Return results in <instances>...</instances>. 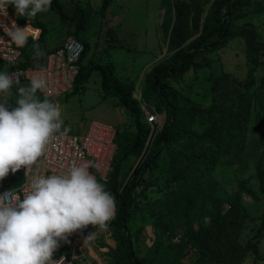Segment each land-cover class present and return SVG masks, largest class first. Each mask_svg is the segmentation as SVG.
<instances>
[{
  "label": "rangeland",
  "instance_id": "obj_1",
  "mask_svg": "<svg viewBox=\"0 0 264 264\" xmlns=\"http://www.w3.org/2000/svg\"><path fill=\"white\" fill-rule=\"evenodd\" d=\"M102 1L58 0L67 15H72L76 6L90 9L89 26L79 33V37L88 43L82 63H112L115 75L121 81H133L135 86L132 96L138 100L142 109L140 119L150 128L144 148L138 155L131 154L124 160L119 174L120 182H127L138 165L144 161L150 162L142 174V183L135 188L138 208L131 211L126 222L134 251L146 264H217L200 256L186 237L187 196L181 190L179 181L174 179V174L167 168L168 153L173 146H162L158 149L152 145L155 133L165 121V103L156 93L152 94L148 103L141 98L145 72L169 55L160 28L163 14L160 0H112L107 10L101 13ZM201 1L204 16L212 0ZM241 1L245 4L239 11L244 16L233 21L231 29L236 31L242 24H250L255 28L259 41L264 43V0ZM8 7L18 23L23 24L20 28L27 26V18L18 16L14 5L9 4ZM34 19L46 27L45 38L51 47L59 44L65 36L74 35V23L61 19L51 8L47 12L38 13L30 23ZM246 48L244 36H233L225 46L205 55L210 60L208 68L189 69L182 78L171 81V84L192 101L207 108L213 101L222 99L234 80L246 79L251 68L253 85L245 92L252 95L255 90L261 89L258 86L263 67L250 62L246 56ZM42 56L36 57L34 62L42 64ZM259 59L263 60L264 55H259ZM3 66L0 62V69ZM214 80L217 81V89L211 91ZM20 82L22 85L29 83L22 80ZM12 92L0 94V102L8 100L9 110L17 106L15 86ZM103 95L101 75L98 71H93L78 91L49 99L55 104L58 102L63 121L61 130L66 128L68 132H81L89 121L99 120L112 124L118 131L126 132L128 138L132 139L136 131L133 114L127 108L117 105L115 97ZM36 96L40 99L37 93ZM151 114L156 115L157 125L146 121V117ZM207 122L206 115L197 116L193 128L202 131ZM118 151L116 148V153ZM259 163L264 169V127L250 123L246 136L235 139L230 154L220 159L213 172L218 181L217 193L222 199L224 209L228 206L227 196L237 192L244 210L248 213L238 239L243 244L249 241L255 243L258 257L249 250L241 264H264V198L256 176V166ZM243 185L250 187L258 198L251 197L242 188ZM161 198L170 201L171 212H164L166 207L159 202ZM211 208L209 201L201 200L190 210V222L194 228L210 222L208 212ZM138 227H142V230H138ZM90 233L94 235L85 244V240L79 237L82 235L86 239ZM114 235L113 226L108 225L105 231L99 226L88 225L69 235L67 241H60L59 245L75 247L71 252L75 264H116L113 262V249L116 245Z\"/></svg>",
  "mask_w": 264,
  "mask_h": 264
},
{
  "label": "trees",
  "instance_id": "obj_2",
  "mask_svg": "<svg viewBox=\"0 0 264 264\" xmlns=\"http://www.w3.org/2000/svg\"><path fill=\"white\" fill-rule=\"evenodd\" d=\"M111 1H102L101 13L107 10ZM244 4L245 2L241 0H212L203 16L201 0H160L163 9L160 28L169 55L145 72L141 90V98L145 103H148L152 94L156 93L166 106L165 121L155 133L152 145L158 149L162 146H173L168 153L167 168L174 174V179L179 181L181 190L187 196L186 237L200 256L217 264H241L249 250L258 257L255 243L249 241L243 244L238 239L248 218L238 193L234 192L227 196L228 206L224 209L222 199L217 193L218 181L213 174L220 159L230 154L235 139L246 136L250 123L264 127V59H259V55H264V43L259 41L255 28L250 24H242L236 31L231 29V23L244 16V13L239 11ZM50 8L61 19L74 23L73 36L79 38L85 45L82 56L84 59L88 43L84 38L79 37V33L89 26L90 9L76 6L72 15H67L58 0H52ZM31 25L41 29L39 39L35 42L39 43L44 57L52 49L48 48L45 38L47 29L36 19L32 20ZM236 35L244 36L247 45L246 56L249 57L250 62L263 67L258 86L261 89L255 90L252 95L245 92L253 85L250 68L246 79L234 80L229 91L220 101H213L205 108L172 86L171 81L182 78L187 70L208 68L210 60L205 55L222 48ZM33 43L32 38L29 37L28 43L21 48L24 65L35 64L34 59L39 57L32 47ZM196 58L201 60L197 61ZM93 71H98L101 75L103 97L113 96L117 99V105L127 108L134 116L136 129L132 139L128 138L126 132L117 130L115 142L119 151L113 158L108 179L106 181L97 179L115 198V217L108 222V225L115 228L116 245L113 249V262L146 264L134 251L126 222L131 211L138 208L135 188L142 183V174L150 162L144 161L138 165L128 182L121 183L119 174L124 160L131 154L138 155L144 148L150 128L141 121L140 103L132 96L135 83L121 81L115 75L112 63L90 64L89 61L86 65L82 63L74 88L69 94L78 91ZM216 82L213 81L211 91L217 89ZM38 97L44 100L41 96ZM202 115H206L208 122L202 131H197L193 128V123L197 116ZM256 176L259 190L264 198V169L260 163L256 166ZM22 180L21 168L16 173L10 172L3 179L0 188L17 186ZM242 188L251 197L258 198L250 187L243 185ZM201 200L209 201L211 204L212 208L208 212L210 222L205 225L199 224L194 228L190 222L189 212ZM159 202L166 207L164 212L172 211L170 201L161 198ZM138 230H142V227H138ZM57 251L58 255L65 254L71 259L70 245L63 244ZM262 259L264 260V256Z\"/></svg>",
  "mask_w": 264,
  "mask_h": 264
},
{
  "label": "clouds",
  "instance_id": "obj_3",
  "mask_svg": "<svg viewBox=\"0 0 264 264\" xmlns=\"http://www.w3.org/2000/svg\"><path fill=\"white\" fill-rule=\"evenodd\" d=\"M52 0H0V13L14 5L17 15L29 23L20 28L13 21L4 32L7 43L23 48L29 40L37 56L44 53L38 41L39 29L30 20L47 12ZM16 107L9 110L8 100L0 102V180L10 172L30 168L42 157L56 134H66L60 108L49 99L37 98L38 90H47V81L33 75L22 85L14 73L0 72V94L13 93ZM89 164H73L66 172L47 177L36 176L27 185L21 199L11 190L0 194V264H64L65 257L54 259L60 241L88 225L107 230L115 217L113 195L89 172ZM85 239V244L93 237Z\"/></svg>",
  "mask_w": 264,
  "mask_h": 264
},
{
  "label": "built area",
  "instance_id": "obj_4",
  "mask_svg": "<svg viewBox=\"0 0 264 264\" xmlns=\"http://www.w3.org/2000/svg\"><path fill=\"white\" fill-rule=\"evenodd\" d=\"M13 21L18 27L23 26L18 23L7 6V15L0 13V37H3L5 43L10 38L5 34L4 28L11 27ZM5 43H0V62L4 65L0 72L14 73L20 80L27 82L33 75H41L47 81V90H38L37 93L44 99H54L72 92L85 50V45L79 38L73 35L65 36L57 46L44 55L42 64L29 65L23 64L21 48H17L15 44ZM146 120L151 124L158 123L155 114L147 116ZM116 132V127L110 123L91 120L81 132L67 131L63 135L57 133L45 154L30 168H22V182L14 187L0 188V194L11 190L22 199L32 178L38 175L47 177L64 173L73 164H89V172L96 179L106 181L116 154ZM2 183L0 180V186ZM61 256L65 257L64 264H75L73 259H69L65 254L53 258L59 259Z\"/></svg>",
  "mask_w": 264,
  "mask_h": 264
},
{
  "label": "crops",
  "instance_id": "obj_5",
  "mask_svg": "<svg viewBox=\"0 0 264 264\" xmlns=\"http://www.w3.org/2000/svg\"><path fill=\"white\" fill-rule=\"evenodd\" d=\"M39 30L41 31V29H39ZM57 45H58V44H57ZM57 45H56V46H57ZM54 46H55V45H53V46L51 47V46L48 45V48H53ZM34 57H35V56H34ZM37 94H38V93H37ZM56 105L58 106V102H56ZM79 238H82V239L85 240V238H84L82 235H80ZM76 239H78V238L76 237ZM75 242H76V240H75ZM75 242H74V243H75ZM80 244H82V243H80ZM60 246H61V245H60ZM60 246H59V247H60ZM59 247H58V248H59ZM72 248L74 249L75 247L73 246ZM57 250H58V249H57ZM54 255L57 256V255H58V251H57L56 253H54Z\"/></svg>",
  "mask_w": 264,
  "mask_h": 264
},
{
  "label": "water",
  "instance_id": "obj_6",
  "mask_svg": "<svg viewBox=\"0 0 264 264\" xmlns=\"http://www.w3.org/2000/svg\"><path fill=\"white\" fill-rule=\"evenodd\" d=\"M153 133H154V130H153ZM134 171V170H133ZM132 174H133V172H132ZM129 180V179H128ZM128 180H127V182H128Z\"/></svg>",
  "mask_w": 264,
  "mask_h": 264
}]
</instances>
